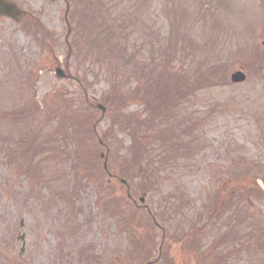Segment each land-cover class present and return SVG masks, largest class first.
Returning a JSON list of instances; mask_svg holds the SVG:
<instances>
[{
  "label": "rangeland",
  "instance_id": "obj_1",
  "mask_svg": "<svg viewBox=\"0 0 264 264\" xmlns=\"http://www.w3.org/2000/svg\"><path fill=\"white\" fill-rule=\"evenodd\" d=\"M10 1L34 21L0 17V264H143L160 242L161 232L116 180L100 189L104 149L84 126L70 143L24 155L28 142L51 141L52 108L64 106L62 97L82 121L89 114L76 82L54 76L66 60L73 77L86 75L88 95L107 107L96 131L110 151L109 168L163 222L170 262L193 264L196 243L199 255L209 247L222 261L210 253L207 264H264V0H87L100 12L93 27L108 37L115 31L118 40L108 68L89 66L96 40L86 14L80 27L72 17L77 7L88 12L85 2L70 0L68 33L64 0ZM130 43L138 58L150 59L142 61L147 71L122 52ZM78 51L87 59L80 64ZM239 68L247 79L233 85L229 76ZM21 107H34V115L22 121ZM140 138L147 148L140 143L134 155ZM196 223L205 225L198 233Z\"/></svg>",
  "mask_w": 264,
  "mask_h": 264
},
{
  "label": "trees",
  "instance_id": "obj_2",
  "mask_svg": "<svg viewBox=\"0 0 264 264\" xmlns=\"http://www.w3.org/2000/svg\"><path fill=\"white\" fill-rule=\"evenodd\" d=\"M106 52H108L107 50H106ZM166 86V89L168 90V88H167V84L165 85ZM161 95H164V94H161ZM165 103H167V104H169L170 102H171V98H168L167 100H165L164 101ZM87 110H88V112H89V114L87 115V117L82 121L78 116H76V115H73V113L74 112H79L80 114H82L81 112H80V110L79 109H77L76 107H72V105H70L69 106V111L68 112H66V119L70 122V124H71V127L72 128H74V129H76V134L77 133H79L80 132V129L84 126V128H85V130L87 131V133L88 134H90L91 136H92V138H93V133H92V131H91V125H92V123L94 122V117H93V113H94V111L95 110H92V109H90L89 107H87ZM133 131V130H132ZM133 140L135 141V139L133 138ZM142 142H141V141ZM146 141L144 140V139H142V138H140V139H138V140H136V142H135V144H133V154L135 155L136 153H137V149H139V144L140 143H143V146H142V150L144 149H146L147 148V143H145ZM145 143V144H144ZM101 184H104V182H103V180L101 179V180H98ZM212 212H213V215H215V214H217L218 213V207H216V208H214L213 210H212ZM131 214H133V211L131 210ZM210 222V221H209ZM150 225H151V229L152 230H156V228H155V226L152 224V223H150ZM195 231V233L196 232H200L201 231V229H196V230H194ZM193 231V232H194ZM197 244L196 243H194L193 244V246H191V248H190V254H189V257H193L194 258V264H200V259L201 258H203V261H202V264H207V262H209V260H210V257H212L211 255H210V253L213 255V252H211L210 251V249H209V247H206L205 248V250L203 251V254H200V255H197L196 254V252H197ZM214 247H215V245H214ZM138 249V245H135V248H134V250H133V253H135L136 252V250ZM153 251H155V246H152L151 247V253H149L148 254V256H147V251L144 253V258L146 259H148V257L149 256H151L154 252ZM168 254H167V251L166 250H164L162 253H161V258H162V261H163V264H172V262H170V259L168 258V256H167ZM211 264H213V263H211Z\"/></svg>",
  "mask_w": 264,
  "mask_h": 264
},
{
  "label": "water",
  "instance_id": "obj_3",
  "mask_svg": "<svg viewBox=\"0 0 264 264\" xmlns=\"http://www.w3.org/2000/svg\"><path fill=\"white\" fill-rule=\"evenodd\" d=\"M0 15L4 17L11 18L15 21H19L20 19V11L13 5L12 3L8 2L7 0H0ZM56 73L59 76H63V73L60 69H56ZM244 80V76L240 72H236L232 74L231 81L233 83H240ZM98 109H101V111H104V108L100 105H97ZM104 169H106V158L103 163ZM122 183H125L124 180H121ZM140 201L143 202V198H140Z\"/></svg>",
  "mask_w": 264,
  "mask_h": 264
}]
</instances>
